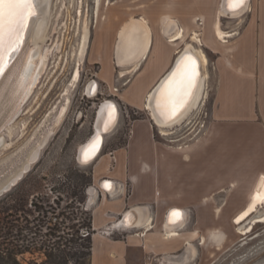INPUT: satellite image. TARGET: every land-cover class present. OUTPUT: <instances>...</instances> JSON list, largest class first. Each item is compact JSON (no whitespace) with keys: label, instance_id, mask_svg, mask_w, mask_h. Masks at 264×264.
I'll use <instances>...</instances> for the list:
<instances>
[{"label":"crops","instance_id":"1","mask_svg":"<svg viewBox=\"0 0 264 264\" xmlns=\"http://www.w3.org/2000/svg\"><path fill=\"white\" fill-rule=\"evenodd\" d=\"M215 3L218 8L220 0H149L142 4L143 12L160 17V29L155 31L150 24L151 42L146 54L131 64L119 65L113 46V64L131 67L137 73L119 97L133 108L144 109V115L131 121L125 143L109 150L96 165H103L101 179L109 178L115 186L89 194L93 229L89 264H173L167 263L164 256L186 247L190 248L189 259L196 252L185 231L191 212L195 222H199L202 213L198 210H208L209 224L215 226L221 217L218 212L235 207L239 210L228 215L234 224L235 215L249 204L258 180L264 176V157L256 150L248 151L264 131L263 120H258V115L264 114V0H249L248 8L237 16H221L219 26L230 34L223 40L215 35L214 23L208 29L203 25V31L199 25L206 18L216 19ZM124 4H119L120 16L131 14L130 7ZM169 18L183 30L184 37L191 38L196 31L202 33V44L212 55L210 120L205 133L187 148L156 140L157 125L146 107L152 88L186 44L184 39L171 42L163 33ZM221 18L227 22L225 26ZM106 33L103 28L99 30L102 38H107ZM191 44L195 46L196 42L192 40ZM140 60H144L143 65H136ZM205 92L206 87L193 110L199 107ZM98 171L94 170L95 176ZM218 194H222V199H217ZM142 205L148 209L146 218L139 209V226H112L127 208ZM171 208L185 210L187 217L177 228L178 234L167 237L164 223ZM106 227L114 228L113 232H103ZM191 233L195 235V231ZM221 235L216 229L208 232L210 240L221 239Z\"/></svg>","mask_w":264,"mask_h":264},{"label":"rangeland","instance_id":"2","mask_svg":"<svg viewBox=\"0 0 264 264\" xmlns=\"http://www.w3.org/2000/svg\"><path fill=\"white\" fill-rule=\"evenodd\" d=\"M147 1L149 0L119 2L101 0L96 22L94 0H51L47 24L43 29L44 37L43 40L38 39L41 46L36 57L33 60L30 57L34 45L31 39L27 38L0 81V185L20 169L34 151L37 152L35 159L39 154V158L31 164L30 170L23 178L9 192L0 196V216L4 214L2 211L5 209L22 206L25 210H31L30 214L27 213L29 218L38 215V218L42 219L43 210L35 211L30 205V202L39 196L42 202L37 203L41 204L45 211L49 209L47 216L58 215L61 224L71 226L85 219L86 214L83 212L85 209L89 210V206H85L88 200L87 189L94 183L97 184L103 174V165L96 166L97 163L109 150L121 147L125 143L131 121L144 115L142 111L144 109L133 108L120 99L119 92L130 85V79H135L137 73L131 71V67L120 68L114 65L112 53L114 44L116 51L120 29L130 18L143 17L150 28L152 25L155 31H159L160 17L146 16L143 12L145 7L142 4ZM119 4L129 6L131 14L120 16ZM216 9L218 14L219 5ZM114 10H117V13H114ZM215 20V17L206 18L204 24H199L202 26L201 31L203 25L208 29ZM221 24L222 26L227 24L224 18H221ZM101 28L107 31L105 39L99 35ZM198 33L203 42V34ZM183 39L185 43H192V36L191 38L185 36ZM203 44H195L207 58L202 67L207 79L206 92L201 104L191 111L181 124L164 128L167 134H163L160 127H154V138L171 147L187 148L202 136L208 127L214 75L212 55ZM54 45L57 46L52 48ZM139 57H142L141 51L131 62ZM143 63L144 60H140L136 65L142 66ZM123 64L129 63L122 62L119 65ZM98 78L100 88L97 95L84 96L86 83L90 79ZM17 84L20 85L16 92ZM114 87L117 90H114ZM104 99H113L118 104V122L105 135L96 159L88 164H81L76 159L77 150L92 134L96 108ZM258 120H263L264 123V114H259ZM258 140H255V144L251 143L252 147H249L248 151L256 150L264 157V131ZM35 159L28 160V166ZM23 169L27 168L22 167L20 170ZM95 169L100 170L99 175L97 172L96 176L94 175ZM252 183L249 186L251 190L249 198L252 194ZM76 189L78 195L75 196L73 190ZM16 192L24 194L26 196L24 200H18L14 195ZM217 197L220 200L223 196L218 194ZM238 210L234 207L218 212V217H221L217 218L215 226L209 224L208 210H198L202 213L199 222H195L192 211L185 231L186 235L190 236V243L194 245L196 252H193L183 264L264 262V222H257L247 234L238 233L240 225L228 220V215H233ZM262 210L263 208H260L258 214L264 213ZM60 211L63 215H59ZM241 226L245 225L241 223ZM213 229L222 233L221 239L215 241L208 238V232ZM43 230L45 231V225ZM192 231H195V235L191 233ZM34 256L38 257V261L44 258L41 252L35 254L25 252L19 254L18 258L27 262Z\"/></svg>","mask_w":264,"mask_h":264},{"label":"bare ground","instance_id":"3","mask_svg":"<svg viewBox=\"0 0 264 264\" xmlns=\"http://www.w3.org/2000/svg\"><path fill=\"white\" fill-rule=\"evenodd\" d=\"M94 3H95L96 22H98L97 17H98V11L100 8L101 0H94ZM246 3H247V0H245L244 4L241 7L237 8L236 10H232L229 7V0H228V7H227V1L225 4V0H220L219 11H218L215 23H214L215 35L217 36V38L223 40L226 36L230 35L220 28V26H219L220 17L221 16H232V17H234V16L241 14L243 11H245L248 8L249 0H248V3L247 4ZM49 6H50V0H36V8L38 10V15L36 16V18H34L32 20V22L30 24V28L28 30V34H27V38H30L32 41V44L34 45V48H33L32 52L30 53V57L32 60L36 57L37 53L39 52L40 46H41L39 44L38 39L41 38V40H43V37H44L43 36V29H45L44 26L47 24L46 21L48 19ZM168 23L170 26V24H172V23H175V25H176V22L174 20H172L171 18H169V20L164 23L163 33H165L168 36V40L171 42H175L177 39H183L185 33L183 32V30L180 27L175 26V30H173V31H171L172 29L170 27L169 31L167 33L164 32V28ZM123 28H124V30H126V32H125V37L122 41V45H123L122 48H125L124 52L128 51L130 53L128 55L126 54L127 58H124V56L119 52V49L116 48V52H117L116 53V59H117L118 64L129 60L130 57L133 59L140 51L142 52V56H144L146 54L148 47L150 45V42H151V28L148 25L147 21L143 17H140L138 19H135L134 17L130 18V20H128L126 22L125 26H123L120 29L118 36L120 35ZM27 38L24 39L23 45H24L25 40ZM192 40L194 42H196L198 45L202 44L201 36L197 31L192 33ZM23 45H22V47H23ZM22 47H21V49H22ZM185 48L186 49L193 48V51H194L191 57H192V59H194L195 65H196V67H198L197 69L200 73L201 84L199 87V96H197V98H196V94H195L194 99L186 106V108L181 112V114L177 118H175L173 121L168 122V123H156V125L158 127H160V129L162 130L163 134H167L166 131H164L165 130L164 128L174 127L176 124L183 121L187 117V115L190 112V110L192 109V107L194 106V101L199 99V97H201L204 94L206 74L203 72L202 67H203V65H205V63L207 61L206 55L203 53V51L200 48L195 47L191 43H186ZM91 84L92 83H90V85L88 87V92L91 88ZM19 85L20 84H17L16 92L19 89ZM181 90H183V88H181ZM149 94L151 95V93H149ZM107 100H108V102H113L114 104H116V102L113 99L112 100L107 99ZM147 104H146V107L148 106L150 108V104L149 103H147ZM118 113H117V115L114 116V118L112 120L113 121V128L115 127V125L118 122V117H119ZM151 115H152V118L154 119L155 115L152 111H151ZM99 127H101L100 121H98L97 129H99ZM107 133L108 132L102 134V139H103L102 145H101L100 150L98 151L97 155L93 159H91L90 161L83 162L81 164H88V163H90L96 159V157L100 154L101 148H102L103 143H104V137ZM83 143L80 144L79 148H81V146H83ZM36 154H37V152L34 151L31 155L30 159L31 160L35 159ZM27 166H28V164L24 168H27ZM96 188H97V186H95V185L90 186L87 194L89 195L93 191H96ZM111 188H112L111 184H106L107 190H110ZM262 205H264V176H262L258 180L249 204L243 210L238 212L233 219V222L235 224L240 225V227H238V229H237L238 233L247 234L253 229L254 225L257 222H264V213L258 214ZM174 212H177V211H174ZM174 212H172V214L170 216V220L168 222L164 223V227H165L167 237H171V236L178 234L175 223L180 219L182 212L181 211L178 212L179 213L178 216L175 215ZM254 212H257V214L253 216L252 214ZM249 217H251L250 218L251 220L249 221V223L242 227L241 223ZM137 222L140 223V222H142V220L139 218ZM187 256H188L187 254H180V255H177L174 259H172V260H174L173 262H170L171 258H169L168 259L169 261H166V262L167 263H173V264H183L187 260ZM260 264H264V262H262Z\"/></svg>","mask_w":264,"mask_h":264},{"label":"water","instance_id":"4","mask_svg":"<svg viewBox=\"0 0 264 264\" xmlns=\"http://www.w3.org/2000/svg\"><path fill=\"white\" fill-rule=\"evenodd\" d=\"M226 1H227V7H228V0H225V4H226ZM50 2H51V0H50ZM33 3H34L36 15L29 18L28 25H27V28L23 32V38H22V41L19 45V48L17 51H15L11 54V57H10L8 66L5 70V73L8 70V68L10 67L11 62L16 58L17 54L19 53V51L23 45L24 39L27 38L28 30L30 28V24H31L32 20L34 18H36V16L38 15V10L36 8V0H33ZM247 3H248V0H247ZM175 26H176L175 23L170 24V26L168 23L164 28V32L167 33L169 31L170 27L173 31ZM125 32H126V30H124V28H123V30L121 31L120 35L117 38L116 48L119 49V52L124 56V58H127V55L130 52H128V51L124 52L125 48H122V46H123L122 41L125 37ZM193 52H194L193 48L186 49L185 47H183L176 54L170 68L164 73V75L157 81V83L152 88L151 95L146 100V102H148L150 104V110L155 115V117L153 119L155 121V123H168V122L173 121L175 118H177L181 114V112L186 108V106L194 99L195 94H196V98H197V96H199V87H200L201 81H200V73L197 69L198 67H196L197 74L193 78L190 86L181 85L179 83V75H176L175 79H173L174 74L178 73V68L180 67V65L185 62V58L191 57ZM116 53L117 52H115V56H116ZM131 60H132V58L130 57L129 60H127L125 62L131 64ZM192 60H194V59H192ZM5 73L3 75H0V81L4 77ZM90 83H92V84H91V88L88 92L86 90V88ZM181 88H183V90H181ZM96 89H97L96 79H90L85 85V93L87 95L94 94L96 92ZM168 93H171V96L174 100H182V104H180V106L178 107L175 115H171V113H168V114L164 113V105L166 103H170V101L167 99ZM158 100L160 101V107H158V103H157ZM198 102H199V99L194 101V108L197 107ZM113 109H114V111H113ZM118 112H119V106L117 103L114 104L113 102H108L107 99H104L98 104V106L96 108L94 123H93V132L89 136V138L86 139V141L83 143V146H81V148H78V150H77L76 159L79 163L90 161L91 159H93L97 155V153L100 150V147L102 145V140H103L102 134L109 132L113 129V121L112 120H113L114 116L117 115ZM98 121H100V126H101V127H99V129H97ZM106 122H107V130H105ZM97 135H99V137H100L99 145L95 150H91L90 145L96 139ZM86 150H88L87 159H85V157H84V153ZM27 164H28L27 162L24 163L23 167H25ZM26 170L25 169L24 170H18L14 175H12L10 178H8V180L6 182L1 184L0 185V196L3 193L9 191L12 188V186H14L17 183L18 180H20L22 178L24 171H26ZM106 184H111L112 187L115 186L113 180H111L109 178H103L99 182V186L103 192L107 191ZM90 197L91 196L89 195L87 203L85 205L86 207L90 206ZM140 208L142 209V213L144 215L143 218H146L145 214L147 213L148 208L145 205L137 206V207L136 206L129 207L120 215V217L114 223V226L121 228V229H129V228H135V227L139 226V222H137V221L140 218V214H139ZM174 211H177V212L181 211L182 212L180 219L175 223L176 228H180L182 226V224L184 223V221L186 220V217H187L186 211L183 209L171 208L167 213V217H166L165 222H168L170 220V216H171L172 212H174ZM261 212H264V208ZM256 214H257V212H254L252 215L254 216ZM250 218L251 217L244 220L242 222V224L247 225L249 223V221L251 220ZM189 252H190V248L186 247L184 250H182L179 253L165 255L164 260L169 261L168 259L171 258L170 262H173L174 260H172V259H174L177 255L187 254L189 256Z\"/></svg>","mask_w":264,"mask_h":264},{"label":"trees","instance_id":"5","mask_svg":"<svg viewBox=\"0 0 264 264\" xmlns=\"http://www.w3.org/2000/svg\"><path fill=\"white\" fill-rule=\"evenodd\" d=\"M14 195L20 201L26 197L21 192ZM73 195H78L77 189L73 190ZM39 201L42 202L38 196L30 205L35 211L43 210L42 219L38 218V215L29 218L31 210H25L22 206H13L2 211L4 214L0 216V264H89L93 232L88 231L92 229L90 210H84L85 219L66 226L61 224L58 215L48 217L46 213L49 209L45 211L41 204L37 203ZM83 201L84 199L81 200ZM49 207L53 209L51 205ZM59 215L63 213L60 211ZM25 252H41L44 258L38 261V257L34 256L26 262L18 258L19 254Z\"/></svg>","mask_w":264,"mask_h":264},{"label":"snow or ice","instance_id":"6","mask_svg":"<svg viewBox=\"0 0 264 264\" xmlns=\"http://www.w3.org/2000/svg\"><path fill=\"white\" fill-rule=\"evenodd\" d=\"M245 0H229V7L235 10L244 4ZM35 7L33 0H0V75L5 73L11 54L18 50L23 38V32L27 28L30 17L35 16ZM197 74L195 61L191 57H186L185 62L178 68L179 83L184 86H190L193 78ZM171 82V81H170ZM170 103L164 105V113L175 115L182 100H174L171 93L167 94ZM158 107L160 101L158 100ZM114 111V109H113ZM107 130V122L105 124ZM100 137L91 143L90 149L95 150L99 145ZM88 150L85 151L84 157L87 159ZM179 215L178 212H174Z\"/></svg>","mask_w":264,"mask_h":264},{"label":"flooded vegetation","instance_id":"7","mask_svg":"<svg viewBox=\"0 0 264 264\" xmlns=\"http://www.w3.org/2000/svg\"><path fill=\"white\" fill-rule=\"evenodd\" d=\"M92 12H93V8H92ZM80 37H81V35H80ZM56 46H57V45H54L52 48H54V47H56ZM82 62H83V60H82ZM82 62H81V63H82ZM81 63L79 64V72L81 71V67H80V66H81ZM75 65H76V64H75ZM100 71L102 72V68H101ZM100 71H99V72H100ZM116 79H117V78H116ZM116 79H114V81H115ZM98 80H100V78L96 79V81H97V89H96V92H95L94 94H92V96H89V95H87V94L85 93V87H84V90H83V95H84V96H87V97H93V96L97 95V93H98V91H99V88H100V85H99ZM37 82H38V80H37ZM37 82L34 84V86H36ZM89 85H90V84H89ZM89 85H88L87 88H86L87 91H88V87H89ZM34 86H33V87H34ZM32 89H33V88H32ZM113 89H114V90H117L116 87H114ZM59 108H60V107H59ZM59 108H58V109H59ZM57 111H58V110H57ZM57 111H56V113H57ZM95 113H96V111H95ZM38 153H39V150H38ZM29 155H30V153H29ZM28 158H29V156H28ZM28 158L26 159V161H25L24 163H26V162L28 163V162H29V161H28V160H29ZM38 158H39V154H38L37 159H38ZM37 159H35V161H32V162L29 163V166H28L27 170L24 171V174L27 173V172L30 170V166H31V164H33L34 162H36ZM24 163L22 164V167H23ZM22 167H21V168H22ZM21 168H20V169H21ZM20 169H18V170H20ZM18 170H17V171H18ZM17 171H16V172H17ZM16 172H15V173H16ZM15 173H14V174H15ZM14 174H13V175H14ZM24 174H23V175H24ZM22 178H23V176H22ZM22 178H21V179H22ZM21 179H20V180H21ZM20 180H18V182H19ZM101 180H102V179H101ZM18 182H17V183H18ZM17 183H16V184H17ZM16 184H15V185H16ZM15 185H14V186H15ZM94 185L97 186V188H96V189H97V190H96V193H98V191H102L101 188H100V186H99V181H98L97 184L94 183L93 186H94ZM14 186H12V188H13ZM89 187H90V186H89ZM89 187H88V189H89ZM12 188H11V189H12ZM11 189H10V190H11ZM88 189H87V193H88ZM10 190H9V191H10ZM9 191H7V192H9ZM7 192H5V193H7ZM5 193H3L2 195H4ZM2 195H1V196H2ZM87 195H88V194H87ZM88 197H89V195H88Z\"/></svg>","mask_w":264,"mask_h":264},{"label":"built area","instance_id":"8","mask_svg":"<svg viewBox=\"0 0 264 264\" xmlns=\"http://www.w3.org/2000/svg\"><path fill=\"white\" fill-rule=\"evenodd\" d=\"M113 225H114V224H112V226H113ZM112 226H111V227H112ZM113 229H114V228H110V229H109V227H106V228L103 229L102 231L105 232V233H111V232H113ZM117 229H119V228H117Z\"/></svg>","mask_w":264,"mask_h":264}]
</instances>
